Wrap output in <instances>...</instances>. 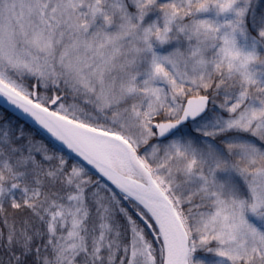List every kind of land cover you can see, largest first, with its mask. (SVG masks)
Instances as JSON below:
<instances>
[{
	"label": "snow or ice",
	"instance_id": "6c2138e0",
	"mask_svg": "<svg viewBox=\"0 0 264 264\" xmlns=\"http://www.w3.org/2000/svg\"><path fill=\"white\" fill-rule=\"evenodd\" d=\"M0 264H264V0H0Z\"/></svg>",
	"mask_w": 264,
	"mask_h": 264
}]
</instances>
